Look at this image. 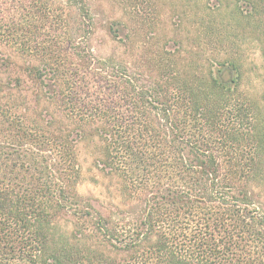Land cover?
<instances>
[{
    "label": "trees",
    "instance_id": "16d2710c",
    "mask_svg": "<svg viewBox=\"0 0 264 264\" xmlns=\"http://www.w3.org/2000/svg\"><path fill=\"white\" fill-rule=\"evenodd\" d=\"M242 1L234 19L264 35V0ZM92 27L86 0H0V47L23 60L0 55V264H264V115L243 64L101 58ZM109 35L141 38L123 20ZM85 141L119 203L80 192Z\"/></svg>",
    "mask_w": 264,
    "mask_h": 264
},
{
    "label": "rangeland",
    "instance_id": "374dc122",
    "mask_svg": "<svg viewBox=\"0 0 264 264\" xmlns=\"http://www.w3.org/2000/svg\"><path fill=\"white\" fill-rule=\"evenodd\" d=\"M67 3L68 0H57ZM93 19L91 48L97 57L133 62L134 51L157 47H181L185 55L228 58L243 64V90L259 105L264 115V35L246 23L238 25L234 12L242 0H86ZM71 20L78 19L76 8L70 7ZM238 19V18H237ZM123 20L129 28L139 30L138 42L125 45L114 41L109 28ZM143 33V35H142ZM144 35H146L144 37ZM144 41H148L144 46ZM138 53V51H137ZM0 55H12V50L0 47ZM133 66V65H132ZM82 167L79 190L93 196L99 203H119L118 182L98 167L99 144L85 141L78 147ZM264 208V203H263Z\"/></svg>",
    "mask_w": 264,
    "mask_h": 264
}]
</instances>
